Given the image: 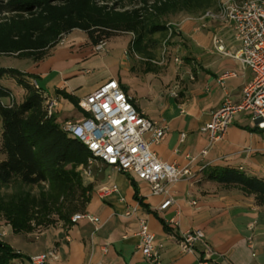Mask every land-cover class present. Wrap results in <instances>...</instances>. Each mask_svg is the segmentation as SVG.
<instances>
[{
	"label": "crops",
	"instance_id": "crops-1",
	"mask_svg": "<svg viewBox=\"0 0 264 264\" xmlns=\"http://www.w3.org/2000/svg\"><path fill=\"white\" fill-rule=\"evenodd\" d=\"M216 30L218 23L212 20L187 19L168 54L159 49L147 54L134 49V36L129 33L115 36L96 51L88 35L75 29L44 59L33 61L31 71L22 70L34 74L30 79L59 101L54 114L61 124L83 117L64 93L79 101L116 79L141 113L167 128V136L152 143L151 149L162 160L188 166L193 172L192 178L181 179L169 185L167 193L157 195L147 181L99 160L89 164L83 169V180L93 186V195L84 212L99 217V228L80 220L70 227L60 223L41 233H25V244L16 249L26 256L24 264H32V255L50 250H56L58 258L48 264H153L139 248L140 219L148 221L164 264H201L206 248L213 249L215 259L223 264H264V208L256 204L254 195L205 178L214 166L264 177V130L253 126L248 112L238 113L223 138L215 142L200 131L227 96L240 98L243 86L253 77L238 59L213 49ZM227 71L236 75L221 82L220 76ZM9 80L22 87L10 76L0 81L9 86ZM14 95L22 102L26 90L22 87L21 98ZM63 109L73 116L60 119ZM151 137V132L145 133V139ZM114 185L118 191L105 192ZM168 198L172 203L161 209ZM194 228L203 230L205 237L195 242L192 252H185L179 238ZM12 231L10 224H0V239Z\"/></svg>",
	"mask_w": 264,
	"mask_h": 264
},
{
	"label": "trees",
	"instance_id": "trees-1",
	"mask_svg": "<svg viewBox=\"0 0 264 264\" xmlns=\"http://www.w3.org/2000/svg\"><path fill=\"white\" fill-rule=\"evenodd\" d=\"M215 2L0 0V55L40 61L75 29L85 32L93 45L118 33H132L134 49L151 54L158 43L153 36L169 32L165 17L198 14ZM4 76L13 77L26 95L17 102L13 90L0 81V217L17 233H41L60 223L70 227L73 215L84 212L93 195V186L83 180L92 152L63 129L55 114L47 117V96L30 79L34 74L0 67V80ZM64 95L79 107L72 95ZM205 178L254 195L264 208V177L214 166ZM18 258L26 256L0 239V264H21Z\"/></svg>",
	"mask_w": 264,
	"mask_h": 264
},
{
	"label": "built area",
	"instance_id": "built-area-1",
	"mask_svg": "<svg viewBox=\"0 0 264 264\" xmlns=\"http://www.w3.org/2000/svg\"><path fill=\"white\" fill-rule=\"evenodd\" d=\"M203 18L218 23V30L212 36L213 49L223 56L238 59L253 72V77L243 86L240 98L234 100L227 96L200 131L208 134L211 142L220 140L240 112H248L253 126L264 130V0H228L220 5L218 12L207 10ZM106 45L107 40H101L94 48L101 51ZM235 75V71H227L219 80L222 82ZM33 82L39 87L35 80ZM173 95L177 96L176 93ZM46 96L45 112L50 117L59 106V101ZM79 108L84 114L82 119L65 120L62 127L70 136L88 146L93 155L89 164L99 160L147 181L151 184L152 192L157 195L167 193L169 185L193 177L190 167L162 160L151 149L152 143H158L167 136V128L141 113L116 79L108 80L79 100ZM147 132L152 134L150 140L145 139ZM185 136L182 133V139ZM202 153L205 155L207 150ZM116 191L117 185L105 189L106 193ZM172 201V198L165 200L161 209H165ZM80 220H89L96 225V229L99 228L100 219L96 215L88 212L73 215V223ZM137 235L141 240L139 248L145 258L153 264H164L147 220L140 219ZM204 237L203 230L194 228L183 232L178 242L183 251L192 252L195 242ZM216 254L213 249L206 248L201 264H223L215 259ZM57 258V251L50 250L32 255L30 261L32 264H48Z\"/></svg>",
	"mask_w": 264,
	"mask_h": 264
},
{
	"label": "rangeland",
	"instance_id": "rangeland-1",
	"mask_svg": "<svg viewBox=\"0 0 264 264\" xmlns=\"http://www.w3.org/2000/svg\"><path fill=\"white\" fill-rule=\"evenodd\" d=\"M227 1L228 0H216L214 6L207 10H213L214 12H218L220 10V5H222L224 2H227ZM207 10H205L204 12L198 13V14H189L186 12H181L178 14L165 17L164 18L165 22H167V25L169 26V32L165 35L157 33L153 36L156 40H158V43L155 44L154 50L159 49L160 50L159 52L161 53H163V51L166 50V54H168L171 43L178 35V30H179L181 23L187 19H200L201 22H204V21L209 22L210 19L203 18ZM77 33H79V31H77ZM129 34L134 36V34L132 33H129ZM129 34L128 33H118V35H123V36H129ZM64 37L65 35L63 36V38ZM33 61H34L33 59L19 58V57H16L15 55H10V56L0 55V67L7 66V67L17 68V69L24 70V71H31L30 68H32ZM8 85L9 87L13 89L17 97L21 98L22 87H20L16 83L13 84L11 80H9ZM76 112L78 113V111ZM65 115H68L69 117L73 116V115H70V112H67L65 109H63V111L59 114V117H61L60 119H63ZM73 121H76V120H73ZM0 128H1V121H0ZM0 224L1 225L6 224V222L1 217H0ZM24 235L25 233H17V232L12 231L11 236L5 239H1V240L10 244L14 249H18L17 247H20L25 244V240L23 237ZM12 243H14V245ZM25 260L26 259L24 258H18L16 259V262L18 263L20 262L21 264H24Z\"/></svg>",
	"mask_w": 264,
	"mask_h": 264
}]
</instances>
